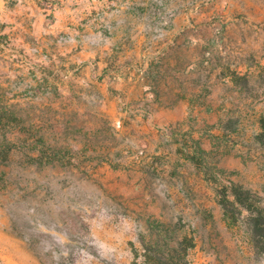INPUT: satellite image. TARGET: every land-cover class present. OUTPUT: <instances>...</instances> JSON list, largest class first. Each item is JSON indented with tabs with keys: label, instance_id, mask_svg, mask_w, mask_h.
I'll use <instances>...</instances> for the list:
<instances>
[{
	"label": "rangeland",
	"instance_id": "obj_1",
	"mask_svg": "<svg viewBox=\"0 0 264 264\" xmlns=\"http://www.w3.org/2000/svg\"><path fill=\"white\" fill-rule=\"evenodd\" d=\"M0 120V264H264V0H0Z\"/></svg>",
	"mask_w": 264,
	"mask_h": 264
},
{
	"label": "trees",
	"instance_id": "obj_2",
	"mask_svg": "<svg viewBox=\"0 0 264 264\" xmlns=\"http://www.w3.org/2000/svg\"><path fill=\"white\" fill-rule=\"evenodd\" d=\"M1 121V120H0ZM260 144L264 143V120L261 133L257 136ZM7 154L0 151V164L6 163ZM221 205L226 219L236 221L244 214L250 242L258 254H264V190L263 195L241 185H235L224 193ZM194 238L166 229L154 237L143 240L142 250H134L131 264H188V255L194 247Z\"/></svg>",
	"mask_w": 264,
	"mask_h": 264
}]
</instances>
